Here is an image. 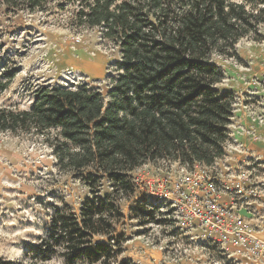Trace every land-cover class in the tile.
Instances as JSON below:
<instances>
[{"label":"trees","instance_id":"1","mask_svg":"<svg viewBox=\"0 0 264 264\" xmlns=\"http://www.w3.org/2000/svg\"><path fill=\"white\" fill-rule=\"evenodd\" d=\"M46 1L24 0L30 11ZM66 2L70 29L96 32L119 61L105 94L82 82L38 88L28 110L0 104V134L47 136L59 170L84 174L90 194L78 213L56 210L25 257L29 264L54 257L63 264H132L118 261L119 203L134 192L131 173L159 161L191 171L224 157L236 98L218 89L224 75L213 59L238 62L240 41H263L264 0ZM9 86L0 82V98ZM104 184L110 192L101 194Z\"/></svg>","mask_w":264,"mask_h":264},{"label":"rangeland","instance_id":"2","mask_svg":"<svg viewBox=\"0 0 264 264\" xmlns=\"http://www.w3.org/2000/svg\"><path fill=\"white\" fill-rule=\"evenodd\" d=\"M66 0H47L42 9L30 11L24 0H0V82L10 80L0 104L28 110L34 92L43 86H70L89 83L102 93L110 90L116 77L118 52L103 43L96 32L71 30L68 21L72 8ZM62 7V8H61ZM264 37V27L260 29ZM264 51L262 42L240 41L235 59L215 57L213 63L222 71L221 91L236 98L232 121L241 115L264 117V104L257 93L259 82L248 76L254 69L252 55ZM248 78L250 80H248ZM255 89L243 92L250 84ZM51 139L53 132L48 135ZM47 136L0 134V261L29 264L27 247L44 237L50 220L58 209L78 213L90 196L83 181L84 174L61 171ZM232 146L229 140L227 146ZM227 161H230L227 160ZM197 167V170L203 169ZM181 167L163 161L147 163L130 175L134 192L119 203L124 219L118 232L122 235V254L118 261L132 264H264L234 255L227 259L206 246L183 238L171 224L163 221L162 207L150 194L156 181L168 180L169 187L178 181ZM110 190L104 184L101 194ZM260 210L264 215V208ZM155 210V215L146 216ZM161 221V222H159ZM159 223V224H158ZM173 243V244H172ZM47 264H63L54 257Z\"/></svg>","mask_w":264,"mask_h":264},{"label":"built area","instance_id":"3","mask_svg":"<svg viewBox=\"0 0 264 264\" xmlns=\"http://www.w3.org/2000/svg\"><path fill=\"white\" fill-rule=\"evenodd\" d=\"M254 120L264 124V117ZM239 148L235 145L234 150ZM197 167L191 171L181 168L172 187L168 180L151 185L150 194L171 210L163 213L158 209V215L167 225L171 222L183 238L189 237L219 256L264 260V215L260 213L264 208V162L257 158L217 160L210 167ZM241 209L251 218L240 216Z\"/></svg>","mask_w":264,"mask_h":264},{"label":"crops","instance_id":"4","mask_svg":"<svg viewBox=\"0 0 264 264\" xmlns=\"http://www.w3.org/2000/svg\"><path fill=\"white\" fill-rule=\"evenodd\" d=\"M252 59L247 58V62H252L248 76L255 77L259 82V87L256 88L257 93L261 94V102L264 104V51L252 55ZM250 60V61H249ZM251 79V78H250ZM248 78V80H250ZM248 89H255L250 84L240 87L243 92ZM233 119V118H232ZM229 140L232 141V148L229 145L225 148V155L219 161L229 160L231 162L241 161L245 158H257L264 162V124L258 123L251 116L241 115L235 121L231 120L229 126ZM235 145H239L238 152L234 150Z\"/></svg>","mask_w":264,"mask_h":264},{"label":"water","instance_id":"5","mask_svg":"<svg viewBox=\"0 0 264 264\" xmlns=\"http://www.w3.org/2000/svg\"><path fill=\"white\" fill-rule=\"evenodd\" d=\"M239 215H240V216H243V217H246V218H251V215L248 214L244 209H241V210L239 211Z\"/></svg>","mask_w":264,"mask_h":264}]
</instances>
